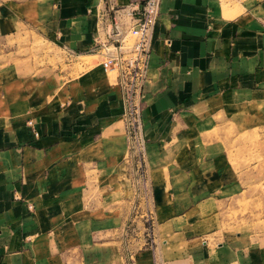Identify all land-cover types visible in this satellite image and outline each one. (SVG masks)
<instances>
[{"label": "crops", "instance_id": "crops-1", "mask_svg": "<svg viewBox=\"0 0 264 264\" xmlns=\"http://www.w3.org/2000/svg\"><path fill=\"white\" fill-rule=\"evenodd\" d=\"M141 3L0 0V264H264V244L213 245L188 216L224 185L208 133L264 103V0L227 16L221 0H162L136 98L144 164L120 76L102 66ZM34 36L94 58L76 76L38 66ZM150 219L156 252L140 237Z\"/></svg>", "mask_w": 264, "mask_h": 264}, {"label": "rangeland", "instance_id": "rangeland-1", "mask_svg": "<svg viewBox=\"0 0 264 264\" xmlns=\"http://www.w3.org/2000/svg\"><path fill=\"white\" fill-rule=\"evenodd\" d=\"M222 5L226 16L229 12L239 13L240 3L236 1L222 0ZM34 37L38 66L53 65L64 71L72 67L71 76H76L94 58L85 55L77 58ZM242 111L244 114H236L232 122L219 120L217 127L208 133L206 140L211 151L208 158L216 161L208 170L222 172L224 185H216L212 199L201 201L188 215L194 219L195 238H204L213 245L239 236L246 243L264 244V103L244 107ZM146 224L149 232L140 237L144 238L145 246L153 245L156 252L158 243L153 242L152 220ZM157 255L154 264H163Z\"/></svg>", "mask_w": 264, "mask_h": 264}, {"label": "built area", "instance_id": "built-area-1", "mask_svg": "<svg viewBox=\"0 0 264 264\" xmlns=\"http://www.w3.org/2000/svg\"><path fill=\"white\" fill-rule=\"evenodd\" d=\"M242 3L244 0H231ZM222 2V0H221ZM162 0H142L124 10V16L131 20L127 31L119 23L114 24L109 34L110 44L105 46L109 54L102 63L105 72H116L121 79L125 102L124 117L129 132L135 138L131 147L132 157L146 158V142L143 135V121L140 104L136 98L146 81L152 54L153 34L160 15Z\"/></svg>", "mask_w": 264, "mask_h": 264}]
</instances>
